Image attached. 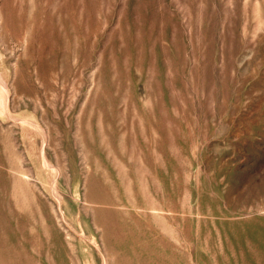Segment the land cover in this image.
I'll use <instances>...</instances> for the list:
<instances>
[{
    "label": "rangeland",
    "instance_id": "374dc122",
    "mask_svg": "<svg viewBox=\"0 0 264 264\" xmlns=\"http://www.w3.org/2000/svg\"><path fill=\"white\" fill-rule=\"evenodd\" d=\"M0 264H264V0H0Z\"/></svg>",
    "mask_w": 264,
    "mask_h": 264
}]
</instances>
